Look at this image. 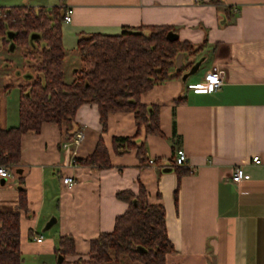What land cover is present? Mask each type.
I'll list each match as a JSON object with an SVG mask.
<instances>
[{
    "label": "crops",
    "instance_id": "0c3cea01",
    "mask_svg": "<svg viewBox=\"0 0 264 264\" xmlns=\"http://www.w3.org/2000/svg\"><path fill=\"white\" fill-rule=\"evenodd\" d=\"M59 4L71 8V20L62 22L67 25L62 31L65 79L70 60L64 34H114L123 26H174L179 40L201 45L198 57L193 56L194 62L201 61L185 79L189 68L140 95L141 103L158 107L161 130L137 136L144 143V162L135 148L118 153L113 144L116 137L136 134L133 113H109L102 129L95 103L81 104L72 123L44 121L38 132L22 134L20 164L10 169L9 177L0 178V212L19 213L21 264L62 260L75 264L86 259L90 240L112 230L115 217L127 208L116 192L137 193L139 185L145 188L148 203L164 208L173 246L166 264H264V0H60ZM11 5L47 4L0 0V6ZM1 63L12 64L5 59ZM203 63L207 68L196 76ZM213 65L222 75L216 91L188 89ZM69 71L71 79L73 68ZM7 72L5 67L0 71V129L17 125V85L24 84ZM76 132H82L81 140L63 148L61 143ZM99 139L108 151L110 167L73 164L90 155ZM178 148L184 150V166L191 170L179 179L173 169ZM151 158L154 164L148 163ZM235 166L243 169L238 182L231 180ZM66 176L73 179L71 185L63 182ZM20 188L26 192L25 207L19 205ZM51 216L56 221L44 230ZM37 236H42L40 242ZM61 236L72 239L73 253L57 252Z\"/></svg>",
    "mask_w": 264,
    "mask_h": 264
},
{
    "label": "trees",
    "instance_id": "16d2710c",
    "mask_svg": "<svg viewBox=\"0 0 264 264\" xmlns=\"http://www.w3.org/2000/svg\"><path fill=\"white\" fill-rule=\"evenodd\" d=\"M64 10L63 4L0 6V46L10 52L19 50L25 65L26 59L35 62L29 81L17 85V125L0 129V164L15 170L21 160L22 134L38 132L44 121L72 123L83 103L97 105L102 129L109 113L132 112L136 134L116 137L113 144L118 153L135 148L144 162V143L137 141V136L141 131L146 135L161 134V130L158 107L141 103L140 95L155 83L190 68L194 64L191 57L201 51V45L179 40L171 25L123 26L114 34L81 32L75 45L79 63L67 80L61 29ZM179 53L183 54V64L178 68ZM76 162L93 168L111 166L101 139L90 155ZM173 169L178 179L191 172L184 165L173 164ZM116 196L127 203L126 210L115 217L112 230L90 240L88 257L75 264H166L173 246L163 206L148 203L142 185L137 193L119 190ZM26 200L25 189L20 188L19 205L25 207ZM19 244V213L0 212V264H21ZM73 251L72 239L59 237L57 252L64 255Z\"/></svg>",
    "mask_w": 264,
    "mask_h": 264
},
{
    "label": "built area",
    "instance_id": "2783aa9c",
    "mask_svg": "<svg viewBox=\"0 0 264 264\" xmlns=\"http://www.w3.org/2000/svg\"><path fill=\"white\" fill-rule=\"evenodd\" d=\"M71 20V8L65 7L64 14H63V21L69 22ZM222 84V75L219 68L215 65L211 66L209 70H207L204 73L203 79L201 81L195 82L193 84L188 85V89L194 90V91H201V92H213L216 91ZM82 132H76L73 136H71L69 139L64 140L61 145L63 148L67 149L70 144H77L81 138H82ZM75 154V152H73ZM254 162H258L259 158L258 156H254L253 158ZM174 162L176 165H184L187 162L186 154L182 148H178L175 151V158ZM76 161H73V164H75ZM149 164H154L155 161L151 158L148 160ZM10 169L0 164V178H7L9 177ZM243 177V169L240 166H235L232 169L231 173V180L234 182H238ZM63 182L67 185H71L73 182V179L70 176H66L63 178ZM37 242H40L42 240V236H37L35 238Z\"/></svg>",
    "mask_w": 264,
    "mask_h": 264
},
{
    "label": "rangeland",
    "instance_id": "374dc122",
    "mask_svg": "<svg viewBox=\"0 0 264 264\" xmlns=\"http://www.w3.org/2000/svg\"><path fill=\"white\" fill-rule=\"evenodd\" d=\"M26 1H29V2H31L33 4H37V3L47 4L45 6H52V5H55V4H59V2H60V0H26ZM36 6H39V5H36ZM66 26L67 25L65 23H62V25H61L62 31L64 30V28ZM76 40H77V36L73 37L70 34H64V36H63V42H64V44L66 45V48H67L66 51H67V55H68V60H70L67 63V68H68V70L66 71V79L67 80H70L69 79V76H70L69 69L70 70H72V68L74 69L79 63V61L75 59L76 57L74 58V56H73V54H75L74 53L75 51H73V49L75 48ZM194 56H195V58L198 57L197 53ZM188 58H190V57H188ZM191 58H193V56ZM4 59L5 60H10L12 62V64L3 65V63H1V62ZM26 60H27V64L25 65L23 63V60H22V53L19 52V50H16L15 52H10V51L7 50L6 46H4V47L0 46V71H2V68L5 67L7 69V71H8L7 73L11 74L12 79L14 81H21L22 83H26L27 81H29L28 80L29 78H27L26 75L35 73V62H33L32 60L29 61L28 59H26ZM71 63H73L72 67L70 66ZM205 68H207V63H203L200 66L198 72L196 73V76L199 73H201ZM16 73H21V74L19 75V74H16Z\"/></svg>",
    "mask_w": 264,
    "mask_h": 264
},
{
    "label": "water",
    "instance_id": "95a60500",
    "mask_svg": "<svg viewBox=\"0 0 264 264\" xmlns=\"http://www.w3.org/2000/svg\"><path fill=\"white\" fill-rule=\"evenodd\" d=\"M200 61L201 59L199 60H196L194 62V64L189 68V70L183 75V78L185 79V77L191 73H193L194 71L197 70L199 64H200ZM183 64V54L182 53H179L177 56H176V66L179 68L181 67ZM27 78H30V74H27L26 75ZM167 170H169L170 168H166ZM56 221V218L54 216H51L48 221L45 223L44 225V230L45 229H48L52 224H54ZM62 259V256L61 255H58V260L60 261Z\"/></svg>",
    "mask_w": 264,
    "mask_h": 264
}]
</instances>
